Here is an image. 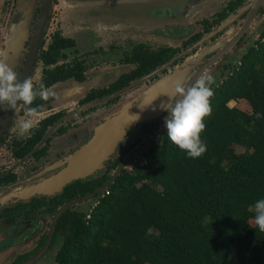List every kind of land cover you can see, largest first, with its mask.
<instances>
[{
    "label": "trees",
    "instance_id": "obj_1",
    "mask_svg": "<svg viewBox=\"0 0 264 264\" xmlns=\"http://www.w3.org/2000/svg\"><path fill=\"white\" fill-rule=\"evenodd\" d=\"M243 1H228L211 23L219 25ZM208 31L209 26H204L203 32ZM43 36L30 78L33 84L38 87L42 82L49 88L66 79L84 81V61L61 62L74 41L58 31ZM199 37L194 35L181 47ZM244 39L235 55L232 50L230 58L227 54L221 59L219 73L213 76L212 111L201 133L207 151L189 158L168 139L166 128L118 172L106 187L107 195L97 194L61 212L53 264H264V232L254 222V204L264 198V20ZM178 51L167 46L151 51L135 45L120 59L121 64L133 66L131 71L104 88L89 90L78 104L126 87L174 59ZM239 100L248 105L249 113L227 107ZM45 103L37 98L33 106ZM19 113L25 115L23 107ZM63 113L41 116L28 137L13 139L14 160L43 157L49 140L44 136ZM64 131L60 126L51 135ZM142 143L135 141L127 152ZM233 147L241 152L232 153ZM120 162V157L115 158L97 179L63 186L49 204L60 205L91 193ZM13 179L8 176L3 182ZM49 204L33 200L27 206Z\"/></svg>",
    "mask_w": 264,
    "mask_h": 264
},
{
    "label": "rangeland",
    "instance_id": "obj_2",
    "mask_svg": "<svg viewBox=\"0 0 264 264\" xmlns=\"http://www.w3.org/2000/svg\"><path fill=\"white\" fill-rule=\"evenodd\" d=\"M226 1L52 0L44 30L45 36L58 31L62 36L72 38L77 52L75 53L73 49L65 50L66 60L78 57L90 68L85 73V82L78 84L67 81L55 84L51 88L57 94L56 99L50 98L51 104H54L57 109L65 107L68 110L50 133L59 125L67 128L63 135L51 137L44 157L36 162L14 163L9 148L5 144L0 145V175L12 169L17 177L15 184L3 190L1 188L0 199L4 201H1L0 205H8L15 194L19 195L16 198L18 202H25L33 197H52L59 193L62 186L68 183V181L63 182L61 177L66 162L90 140L97 125L116 114L126 104L136 100L156 80L179 68L187 70L183 80L185 84L189 77L204 64L206 56L228 43L242 27L245 30L244 23L247 18L243 13L251 8L252 1L246 3L238 14L226 23V31L215 39L209 40L211 36L206 34L197 43L182 50L170 62L113 95L80 108L74 107V101L87 89L104 87L118 75L132 68L118 61L134 45L143 44L151 50L161 46L180 47L190 35L200 33L201 21H211L213 14L220 11ZM39 3L40 0H0V59L18 74L31 38ZM261 19H264V4L258 20H253L246 33H250L256 24L262 21ZM213 30L218 32V28L213 27ZM240 48L241 46L234 51V55ZM184 54L186 57L179 62ZM234 55L231 56L232 59ZM172 61H177V64L172 66ZM209 74L216 76L218 71L206 69L201 75ZM111 97H117V100L112 104H105ZM171 102L172 100L169 99L164 105ZM227 107H235L249 113V107L243 100L231 101ZM2 111L3 107L0 106V113ZM167 115L168 113L162 108L157 116L140 121L130 130L118 134L114 142L99 154V158L93 161L96 155L87 161L84 167L88 164L90 166L83 167L84 172L78 171L70 181H84L97 177L114 158L125 159L130 145L134 141L145 142L164 124ZM25 118L18 112L14 114L11 128L5 138L7 145L12 138L16 137L20 140L27 135H22L19 131V126ZM231 152L239 153L241 149L233 147ZM38 218L43 221L45 231L49 221L48 216L39 214ZM250 224L252 225V221ZM24 238L29 239L28 235ZM44 258L46 257L40 256L36 264H44Z\"/></svg>",
    "mask_w": 264,
    "mask_h": 264
},
{
    "label": "flooded vegetation",
    "instance_id": "obj_3",
    "mask_svg": "<svg viewBox=\"0 0 264 264\" xmlns=\"http://www.w3.org/2000/svg\"><path fill=\"white\" fill-rule=\"evenodd\" d=\"M228 1H231V0H227L226 2H225V4H224V6H223V8L225 7V5L228 3ZM252 0H244L243 2H242V4H241V6L236 10V12L235 13H233V14H231L227 19H225V20H223L219 25H214V24H212L211 22L216 18V15L218 14V12H220L223 8H221L220 9V11H218L217 13H215V14H213V18L211 19V21H206V20H203V21H201V25H202V31L200 32V33H195V34H193V35H190L185 41H187L189 38H191V37H193L194 35H196V34H200V37H199V39L198 40H196L195 42H193V43H191L190 45H188L187 47H185V48H183V47H181V45H180V47H176V48H178L179 49V51H178V53L175 55V57L182 51V50H185V49H187V48H189V47H191L192 45H194L195 43H197L204 35H209V36H211V38L209 39V40H213V39H215L217 36H219V35H221L224 31H226V29H227V27H225L226 26V23L229 21V20H231V18H233L236 14H238V12L242 9V7L246 4V3H249V2H251ZM264 4V0L262 1V3L259 5V7L254 11V13L252 14V16H251V18L248 20V23H247V26H246V29L245 30H243L241 33H240V35L238 36V38H237V40L236 41H234V43L231 45V46H229L228 47V49L226 50V52L225 53H223V54H221V55H219L218 57H216V55L223 49V47H225V45L227 44H225V45H223L218 51H216V52H212V53H210L208 56H206V58H205V61H204V64L201 66V67H199L190 77H189V79L186 81V82H188L189 80H190V78L191 77H193V75H195V74H197V76H196V78H195V80L196 79H198L200 76H201V74H202V72L203 71H205L206 69H209V70H212V71H214V70H217L218 71V73H219V70H220V67H218V64H219V62L221 61V59L225 56V55H227V54H229V55H227V57H229L230 58V52L232 51V50H236L238 47H240V46H243V42H245V40L246 39H244V36L245 35H248V33H246L247 32V30L249 29V27H250V25H251V23L253 22V20L254 21H257L258 20V18H259V16L261 15V13H262V5ZM250 10H251V8H249L247 11H245L244 13H243V15L245 16L246 15V18L248 19L249 18V13H250ZM37 14V13H36ZM242 15V16H243ZM246 19V20H247ZM262 21L260 22V23H258V24H256V26L254 27V28H256V27H258L262 22H263V20L264 19H261ZM246 22V21H245ZM232 25V24H231ZM230 25V26H231ZM204 26H209V31L208 32H203V27ZM224 26V27H223ZM213 27H215V29L216 28H218V32H216V30L214 31L213 30ZM223 27V28H222ZM253 28V29H254ZM243 29V27L241 28V30ZM240 30V31H241ZM45 33V32H44ZM43 33V34H44ZM216 33V34H215ZM46 34V33H45ZM238 34V33H237ZM47 36V35H46ZM45 36V37H46ZM44 37V36H43ZM234 37H236V36H233V38ZM69 38V37H68ZM232 38V39H233ZM72 39V38H71ZM231 39V40H232ZM73 40V39H72ZM231 40H229V42L231 41ZM74 41V40H73ZM185 41H183V42H185ZM240 41V42H239ZM182 42V43H183ZM228 42V43H229ZM181 43V44H182ZM136 45H138V44H136ZM143 45V44H142ZM135 46V45H134ZM133 46V47H134ZM145 46V45H144ZM75 41H74V47L72 48L73 49V51L76 53L77 52V50L75 49ZM146 47V46H145ZM161 47H163V46H161ZM167 47H169V46H167ZM156 49H158V48H156ZM155 49V50H156ZM70 50V49H69ZM131 50V49H130ZM149 50H151L150 48H149ZM155 50H151V51H155ZM66 56V55H65ZM184 57H186V55L184 54V56H182L179 60V62H182L183 61V59H184ZM226 57V56H225ZM74 58H77V60H79V61H84V60H81L80 58H78V57H74ZM67 59V57L64 59V60H61V62H68V61H70V60H66ZM73 59V58H72ZM35 62V61H34ZM118 63H120V60L118 61ZM23 64V63H22ZM121 64V63H120ZM175 64H177V61L175 62H173V63H171V65L173 66V65H175ZM34 65V64H33ZM84 65H85V63H84ZM122 65H128V64H122ZM86 67H87V69H86V72L88 71V69L90 68L89 66H87V65H85ZM129 66H132V65H129ZM132 68H133V66H132ZM131 68V69H132ZM131 69L129 70V71H131ZM128 71V72H129ZM32 72H33V69H32V71H31V73H30V75H29V77L28 78H31V76H32ZM85 72V73H86ZM128 72H126V73H128ZM20 73V72H19ZM85 73H84V76H85ZM151 73V72H150ZM149 73V74H150ZM122 74H125V73H122ZM122 74H120V75H122ZM19 75V74H18ZM120 75H118L111 83H109V84H107L106 86H108V85H110V84H112L113 82H115L116 80H117V78L120 76ZM148 75V74H147ZM147 75H145V76H147ZM145 76H143V77H145ZM142 78V77H141ZM141 78H139V79H141ZM139 79H137V80H139ZM195 80L192 82V83H194L195 82ZM67 81H73V82H76V81H74L73 79H66V80H63V81H61V82H57V83H55L56 85L57 84H61V83H64V82H67ZM136 81V80H135ZM82 82H85V79H84V81H82ZM82 82H76V83H82ZM134 82V81H133ZM133 82H131V83H133ZM130 83V84H131ZM55 84H53L51 87H49L50 89L52 88V87H54L55 86ZM129 85V84H128ZM127 85V86H128ZM106 86H104V87H106ZM126 86V87H127ZM104 87H98V88H104ZM98 88H90V89H87V91L82 95V96H80L78 99H76L75 101H74V107H77V108H80V107H82V106H85V105H87V104H89V103H92V102H87V103H85V104H82V105H79L78 103H79V101L85 96V94L89 91V90H91V89H98ZM123 89V88H122ZM121 90V89H120ZM120 90H117V91H115V92H118V91H120ZM115 92H112V93H110L109 95H107V96H104V97H102L101 99H103V98H105V97H108V96H110V95H113ZM111 98H114V97H111ZM110 98V99H111ZM101 99H98V100H95V101H93V102H96V101H99V100H101ZM107 100H109V99H107ZM106 100V101H107ZM106 103V102H105ZM3 107V110H4V106H2ZM20 108L21 107H17V110L15 111V113L16 112H18L19 113V110H20ZM43 108H45L44 110H43V115L42 116H44V115H46V114H48V113H51V112H54V111H63L64 113H63V117H64V115H65V113H66V111L68 110L67 108H65V107H58V109H57V107L54 105V104H51V102H50V99L45 103V105H44V107ZM70 110V109H69ZM2 113H3V111L0 113V116L2 115ZM20 114V113H19ZM20 115H24V114H20ZM25 116V115H24ZM14 117V116H13ZM13 117L11 118V120L8 122V124L6 125V127H5V129L3 130V132L1 133V135H0V145H4L5 144V146L7 147V148H9V150H10V155H11V158H12V162H14V163H20V162H22V161H29V162H36L38 159H40V158H42V157H40V158H38V159H36V160H31V159H28V158H24V159H21V160H14V158L12 157V149H13V147H12V140L13 139H15V140H17L18 141V139L16 138V137H14V138H12L10 141H9V143H8V145L6 144V140H5V138H6V136H7V134H8V130L11 128V125H12V120H13ZM26 117V116H25ZM41 116H39V117H37V119L36 120H38L39 118H40ZM63 117H61V119L63 118ZM60 119V120H61ZM59 120V121H60ZM58 121V122H59ZM57 122V123H58ZM56 123V124H57ZM55 124V125H56ZM54 125V126H55ZM53 126V127H54ZM63 127L64 128V130L66 131V128L67 127H64V126H62V125H59L58 127ZM53 127H51L50 129H48V131H47V134H46V136H44V138H46V137H49V140L51 139V137H54V135H51V133H54V131L58 128V127H56L51 133H50V130L53 128ZM65 131L62 133V134H60V135H55L56 137L57 136H61V135H63L64 133H65ZM50 133V134H49ZM30 134V133H29ZM29 134H27L24 138H26V137H28L29 136ZM49 134V135H48ZM48 135V136H47ZM4 137V142H1V139ZM23 139V138H22ZM21 140V139H20ZM49 140H48V144H49ZM135 142V141H134ZM133 142V143H134ZM132 143V144H133ZM131 144V145H132ZM130 145V146H131ZM47 149H48V145H47ZM47 149H46V152H45V155H46V153H47ZM135 149V148H134ZM133 149V150H134ZM132 150V151H133ZM131 151V152H132ZM131 152H127L126 154H127V157L130 155V153ZM44 155V156H45ZM43 156V157H44ZM127 157H125V158H127ZM117 158V157H116ZM121 158V162H120V164L122 163V161L124 160L123 159V157H120ZM115 159V158H114ZM113 159V160H114ZM135 159V158H134ZM133 159V160H134ZM112 160V161H113ZM111 161V162H112ZM110 162V163H111ZM129 163V162H128ZM128 163L122 168V169H126L127 168V166H128ZM120 164H118L113 170H111L110 171V175H109V179H110V177L115 173V171H116V169H117V167L120 165ZM21 165V164H20ZM109 166V163L107 164V166L105 167V169H104V171H103V173L102 174H100L99 176H97V177H94V178H90V179H87V180H84V181H90V180H94V179H97V178H99V177H101L103 174H104V172H105V170L107 169V167ZM122 169H120V170H122ZM119 170V171H120ZM8 176H14V179L12 180V181H8V182H3V180H5V178L6 179H8ZM108 179V180H109ZM108 180H106L104 183H106ZM75 181V180H74ZM76 181H81V180H76ZM17 182V177H16V173L12 170V169H9L8 171H6L5 173H3V174H1L0 175V190H1V188H2V190H3V188H6L7 186H9V185H11V184H15ZM73 182V181H72ZM72 182H70V183H72ZM104 183H102L100 186H98V187H96L94 190H96V189H99V188H101L102 190H104V189H106V187H107V185H104L103 186V184ZM69 184V183H68ZM67 185V184H66ZM66 185H64V186H66ZM61 189H63V188H61ZM93 190V191H94ZM92 191V192H93ZM60 192H61V190H60ZM59 192V193H60ZM91 192V193H92ZM59 193H57L56 195H54V196H52V197H33V198H30L29 200H27V201H25V202H21V201H17V197L19 196V195H17V194H15V195H13L12 197H11V200L10 199H8V200H10L9 201V204L8 205H5V206H1L0 205V257H3V258H0V264H24L25 262H27L28 260H31V259H33V258H35L34 260H33V262H31L30 264H36V263H38V260H39V258H40V256H43V257H46V258H44V260H45V263L44 264H53V260H52V257H53V254H54V252H55V250H56V248H57V245H58V239H57V236L55 235V227H56V223L58 222V219H59V217L60 216H57L56 217V219L54 220V222H53V218H54V215H55V212H56V210L59 208V207H61L63 204H65L66 202H68V201H70V200H68V201H66V202H64V203H62V204H58V203H52L51 202V204H49V201H52V199L54 198V197H56ZM102 193V191H100V192H98L97 194H101ZM90 194V193H89ZM97 194H95V195H97ZM94 195V196H95ZM77 198H79V197H77ZM33 200H37V201H40V200H44L45 202H47L49 205H47V206H40V207H38V208H36L35 206H27L28 204H30ZM1 201L3 202L4 200L3 199H0V204H2L1 203ZM65 210V209H64ZM63 210V211H64ZM39 214H41V215H44V216H48V218H49V221H48V225H47V228H46V230L44 231L43 230V221H41V219L40 218H38V215ZM60 215V214H59ZM18 220H21V221H18ZM23 220V221H22ZM18 221V222H17ZM1 224H3V225H1ZM53 224V227L51 226ZM27 231H29V234H27ZM28 235V237H29V239L28 238H24V237H26ZM10 254V255H9ZM11 257H12V259H11Z\"/></svg>",
    "mask_w": 264,
    "mask_h": 264
},
{
    "label": "water",
    "instance_id": "obj_4",
    "mask_svg": "<svg viewBox=\"0 0 264 264\" xmlns=\"http://www.w3.org/2000/svg\"><path fill=\"white\" fill-rule=\"evenodd\" d=\"M262 1L263 0H252V6L249 13V18L244 23L245 27L248 23V20L251 18L252 14L259 7ZM51 2L52 0H40L31 38L19 73L21 83L29 77L33 69V64L37 57L38 49L40 47L41 41L43 40V33L45 30L47 15ZM243 30L244 27L240 31V33ZM240 33H238L236 37H234L229 43H227L225 47H223V49L216 55V57L225 53L228 47L231 46L234 43V41L237 40ZM186 72L187 70L185 68H179L167 74L166 76L156 80V82H154L136 100L126 104L116 114L110 116L109 118L102 121L99 125H97L93 130L90 140L86 142L72 156H70V158L66 162L63 173L61 174L62 175L61 177L64 180L62 181L63 182L68 181V183H70L71 182L70 180L73 179V177L76 175L78 171L80 173L84 172L85 170L84 168L90 166L88 164L86 167H84L87 161L93 159L96 155L97 156L93 161H95L97 157L99 158V154L114 142L118 134L130 130L136 123L140 121L147 120L157 116L160 113V110L162 109L161 105L166 104L167 101H169L170 99L169 95L172 92L173 82L176 80L183 81ZM196 76L197 74L193 75V77H191L190 80L186 82L184 85L186 87L190 86L192 82L195 80ZM16 110L17 109L13 110L11 108H4L3 113L0 116V135L5 129L8 122L14 116ZM132 115L139 116V119L134 122H129L132 119V117H130ZM166 128H167L166 124L164 123L152 136H150L140 146L136 147L130 153V155L122 161V163L117 167L115 173L110 177V179L106 183L103 184V186L110 184L114 179V177L118 174L119 170L122 169L129 161H132L138 153H140L142 150L148 147L153 141H155L159 136H161V134L165 131ZM100 191L103 190L99 188L94 190L90 194L66 202L56 210L53 218V222L56 219V217L59 216V214H61V212H63V210L69 207L70 205L88 200L94 197V195ZM51 226L53 227V224ZM34 259L35 258L28 260L24 264H30L31 262H33Z\"/></svg>",
    "mask_w": 264,
    "mask_h": 264
},
{
    "label": "clouds",
    "instance_id": "obj_5",
    "mask_svg": "<svg viewBox=\"0 0 264 264\" xmlns=\"http://www.w3.org/2000/svg\"><path fill=\"white\" fill-rule=\"evenodd\" d=\"M214 82L210 74L201 75L187 87L183 81L176 80L169 95L172 102L161 105L168 113L164 121L168 139L192 159L201 157L207 151L201 133L206 128L205 117L211 115L210 99L214 95ZM37 98L47 102L50 98L56 99L57 94L42 82L37 87L30 78L21 83L18 73L0 59V106L13 110L23 107L26 118L19 126L22 135L29 134L36 127L37 117L43 115V105L33 106ZM130 117L129 122L139 119L136 115ZM254 210L255 225L264 232V198L255 202Z\"/></svg>",
    "mask_w": 264,
    "mask_h": 264
},
{
    "label": "built area",
    "instance_id": "obj_6",
    "mask_svg": "<svg viewBox=\"0 0 264 264\" xmlns=\"http://www.w3.org/2000/svg\"><path fill=\"white\" fill-rule=\"evenodd\" d=\"M107 195V191H106V189H104L103 191H102V193H101V195Z\"/></svg>",
    "mask_w": 264,
    "mask_h": 264
}]
</instances>
